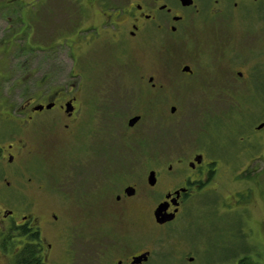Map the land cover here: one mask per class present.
<instances>
[{
  "label": "rangeland",
  "instance_id": "374dc122",
  "mask_svg": "<svg viewBox=\"0 0 264 264\" xmlns=\"http://www.w3.org/2000/svg\"><path fill=\"white\" fill-rule=\"evenodd\" d=\"M0 2L13 6L0 9V32H4L2 16L9 13L16 29L14 69L0 86L5 102L9 98L16 109L15 118L23 119L31 97L39 98L56 86L69 93L76 85L81 87L76 92L77 129L65 130L62 117L43 111L36 115L41 126L22 132L32 147V154L23 159L24 181L30 176L35 180L27 191L43 198L40 201L53 198L57 203L68 182L76 191L75 159L83 147L94 145H106L111 151L113 195L126 183L135 182L142 191L122 203L125 215L69 216L81 235L75 239V250L91 255L90 240L112 232L114 237L128 235L124 240L129 253L153 249L156 264H236L244 252L255 263L264 264V128L257 130L264 118L252 102L257 95L254 90L236 85L245 100L253 103V114L233 118L225 111L228 95H237L235 89L220 94V101L208 98L213 94L200 93V86L181 72L187 55L179 53V47L166 54L153 45L133 47L125 36L114 41L112 34L100 35L107 15L119 14L113 20L122 21L127 0ZM90 6L95 7L89 10ZM242 6L241 12L240 5L233 12L225 9L223 16H232L242 28V15L247 17V28L264 18V3L245 0ZM261 25L241 39L239 67L246 72L261 64L256 79L264 88V20ZM222 26L220 22V36H224ZM245 31H240L241 36ZM92 89L110 98L118 113L107 132L100 129L99 118L91 120L88 97ZM171 106L176 107L174 112ZM205 106L215 112H205L209 109ZM135 115L140 120L131 127L127 120ZM69 130L74 134H68ZM199 151L206 159L217 160L212 173L208 179L201 177V187L184 201L179 220L157 226L150 215L161 197L148 189V172L164 165L156 188L179 185L190 174L188 161ZM178 158L185 162L175 166ZM136 159L138 163L132 164ZM168 164L173 168L163 174ZM38 184L43 189H37ZM0 264L9 262L1 259Z\"/></svg>",
  "mask_w": 264,
  "mask_h": 264
},
{
  "label": "flooded vegetation",
  "instance_id": "af4514ba",
  "mask_svg": "<svg viewBox=\"0 0 264 264\" xmlns=\"http://www.w3.org/2000/svg\"><path fill=\"white\" fill-rule=\"evenodd\" d=\"M90 1L95 3L97 0ZM244 1L127 0L128 4L122 11L124 13L122 21L113 20L119 14L114 17L107 15L100 35L112 34L114 41H118L120 36H125L133 47L153 45L158 51L166 54L173 47H179V53L185 54V57L187 55V61L182 65L181 72L200 86V93L213 94L214 96L208 98L220 101L218 100L222 99L220 94H229L231 92L229 88L235 89L237 95H228L227 99L230 101L226 107V115L243 118L242 115L250 117L253 114V103L246 101L242 96L243 91L237 89L239 86L236 85L242 83L244 91L247 88L257 93L252 102H255V109L260 110V118H264V88L257 85L256 79L257 69L262 65H254L246 72L239 67L241 39L246 38V35L257 26L262 27L264 18L253 27L247 28L244 26L247 17L242 15L244 22L242 28L232 16H223L225 9L233 12L239 5L241 12L244 9L242 6ZM255 1L264 3V0ZM90 7L88 9L92 10L95 6ZM2 8L11 10L13 6L0 2V9ZM220 22L223 24L224 36L219 34ZM2 23L4 32H0V86L6 76L11 77L16 48V29L11 26L12 15L9 13L2 16ZM121 25L126 27L122 29ZM243 30H246L245 35L241 36L240 31ZM75 58L77 59V55ZM183 68H187L188 71H183ZM152 79L153 77H149L148 81L151 82ZM40 82H45V79L40 78ZM80 88L78 84L74 92L69 93L64 87L56 86L47 94H39V98L31 97L27 107L22 111L23 119L15 118L16 109L10 102L9 95L5 97L8 98L5 102L0 94V260L4 259L9 264H79L81 261L87 264H132L134 257L148 252L146 260L134 264H156V260H153V249L127 252L128 241L124 240V237L128 235L123 233L118 236L115 234L114 237L112 232H106L104 234L106 238L103 236L100 239L90 240V245L93 246H91L93 248L91 255L83 256L75 250V239L81 235L69 216L72 214L125 215L126 210L122 207V203L142 194L138 184L134 182L120 184L116 194L113 195L111 151L106 145H94L85 149L83 147L74 163V174L77 177L76 191L75 189L71 191L69 186L73 183L68 182L63 187L65 193L58 203L53 198H44L46 200L40 201L43 198H36L27 191L35 184V180L30 176L24 181L25 160L23 159L32 154V147L22 132L33 127L39 128L42 123L38 122L36 115L43 111H54L57 116L62 117L64 120L62 126L65 130L74 127L77 129L79 99L76 92ZM89 97L91 120L99 118L100 129L107 132L112 120L117 119L118 114L114 111L112 101L105 95L103 97L96 95L95 89H92ZM200 104L203 106V103ZM204 108H209L205 112H215L208 106ZM138 117L140 120V116ZM260 124L263 126L257 130L264 128V121ZM67 133L74 134V130H69ZM134 162L138 163V159L132 160V164H136ZM184 162L183 159L178 158L174 165L180 166ZM216 162L217 160L206 159L205 154L199 151L188 161L190 174L183 178L181 184L172 186L165 184L159 189L156 187L161 184L160 175L164 165L150 170L155 174V182L153 185L148 184V189L161 197L156 207L161 202H167L166 212L174 213L172 220L158 224L154 217L155 207L150 217L157 226L180 219L182 204L201 187L204 182L201 177L210 176L213 171L211 167ZM172 168L173 164H168L163 174L170 173ZM36 188L40 190L43 186L38 184ZM127 188L129 192H126ZM192 259L190 257L189 261Z\"/></svg>",
  "mask_w": 264,
  "mask_h": 264
},
{
  "label": "water",
  "instance_id": "95a60500",
  "mask_svg": "<svg viewBox=\"0 0 264 264\" xmlns=\"http://www.w3.org/2000/svg\"><path fill=\"white\" fill-rule=\"evenodd\" d=\"M183 71H188V69L187 68H183ZM170 111L174 112L175 111V107H171ZM138 119H139L138 116L132 117L128 121V125L132 126ZM262 126H263V124H260L258 126V128H261ZM147 182L150 185L154 184V182H155V174H154L153 171L149 172L148 177H147ZM127 191L129 192V188L126 189V192ZM177 193H178V191H177ZM167 208H168V203L167 202H161V203H159L157 205V207L154 210V217L156 219V223L163 224V223L168 222V221L173 219L174 213H167L166 212ZM147 255H148V252L143 253V254H141V255H139L137 257H134L133 261H132V264L139 263V262H141L143 260H146Z\"/></svg>",
  "mask_w": 264,
  "mask_h": 264
},
{
  "label": "trees",
  "instance_id": "16d2710c",
  "mask_svg": "<svg viewBox=\"0 0 264 264\" xmlns=\"http://www.w3.org/2000/svg\"><path fill=\"white\" fill-rule=\"evenodd\" d=\"M31 253V252H29ZM29 255V254H28ZM236 264H257L245 252L237 259Z\"/></svg>",
  "mask_w": 264,
  "mask_h": 264
}]
</instances>
